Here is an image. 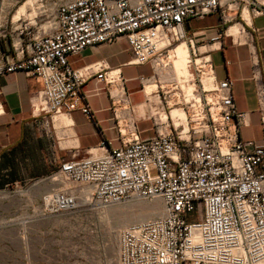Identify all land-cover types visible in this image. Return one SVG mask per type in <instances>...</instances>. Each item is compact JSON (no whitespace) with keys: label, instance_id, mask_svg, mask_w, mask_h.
Returning a JSON list of instances; mask_svg holds the SVG:
<instances>
[{"label":"built area","instance_id":"built-area-1","mask_svg":"<svg viewBox=\"0 0 264 264\" xmlns=\"http://www.w3.org/2000/svg\"><path fill=\"white\" fill-rule=\"evenodd\" d=\"M53 4L55 10L44 25L16 39L11 56L3 53L0 76L23 72L41 81L31 99L34 112L55 116L80 109L93 120L82 91L95 75L106 85L115 110L119 108L122 145L99 155L78 157L72 152L61 158L57 171L31 180L30 185L8 184L0 189V197L8 199L16 189L28 202L29 193L35 192L33 215L52 216L135 199L161 202V215L117 231L115 264H264V145L241 139L239 132L249 113L236 107L233 79L215 80L208 50L194 62L199 77L211 76L212 87L202 84L199 95H193L188 128L177 126L170 112L172 124L159 116L155 135L144 139L136 130L134 108L119 70L102 62L82 68L69 62L89 47L125 38L133 54L131 63L150 64L156 70L155 61L173 43L187 40L197 55L186 30L189 19L221 13L226 21V10H240L242 15L247 9L261 15L263 0H54ZM226 34L225 27H218L209 40H221ZM152 78L157 77L140 78L144 88ZM254 78L264 130V87L256 73ZM183 99L191 100L184 94ZM2 107L0 103V113ZM125 110L130 113L121 114ZM198 206L200 218L189 221ZM27 237L17 234L24 245Z\"/></svg>","mask_w":264,"mask_h":264},{"label":"crops","instance_id":"crops-1","mask_svg":"<svg viewBox=\"0 0 264 264\" xmlns=\"http://www.w3.org/2000/svg\"><path fill=\"white\" fill-rule=\"evenodd\" d=\"M225 16L226 21L221 13L202 19H189L186 28L188 33L194 32L206 38L204 41L207 43L203 46L209 47L215 80H234L236 107L249 113L247 124L239 132L241 139L264 145L254 78L256 73L264 87V13L252 15L246 9L240 15V10H226ZM222 26L227 29V34L221 40L210 42L213 30ZM132 59L127 40L121 38L113 43L89 47L71 56L69 62L74 68L102 62L110 69L119 70L128 101L134 108L132 117L136 130L144 139L155 135V122H149L145 116H135L136 109L143 114L149 101L153 104V110L161 112L162 120H167L169 115L165 113L162 92H156L160 98L158 95L150 97L140 80L141 77H157L158 68L155 70L150 64H132ZM41 87L40 80L27 77L23 72L0 76V103L3 106L0 113V189L14 182H26L50 173L56 163L60 165L62 150L67 151L69 156L77 152L78 157H83L99 155L122 145L117 126L119 108L115 110L106 85L98 82L95 75L87 81L82 91L83 103L89 105L93 120L80 109L55 116L34 112L31 99ZM159 104L162 106L159 107Z\"/></svg>","mask_w":264,"mask_h":264},{"label":"rangeland","instance_id":"rangeland-1","mask_svg":"<svg viewBox=\"0 0 264 264\" xmlns=\"http://www.w3.org/2000/svg\"><path fill=\"white\" fill-rule=\"evenodd\" d=\"M53 2L54 0H0V59L4 52L12 55L13 43L16 39L28 37L30 33H34L38 27L45 24L46 18L55 10ZM22 6H25L24 11L19 14ZM188 36L194 40L197 52L194 57L192 47L190 48L192 57L189 59L191 61L189 70L193 75L192 78L189 72L186 73V70L180 67L181 61L174 55V49L184 41L173 43L169 48L171 52L164 53L161 63L157 66L158 80L155 82L158 89L154 90L152 96L158 95L156 94L158 90L162 92L165 113L169 115L168 122L171 124V111L173 115L174 110H181V107H184L189 113L192 109L191 102L194 101L192 95H199L202 84L208 88L212 87L211 76L199 77L194 62V59L207 55L205 51L209 47L203 46L207 41L199 40L194 32L188 33ZM185 84L196 88L191 97L188 94L184 95L186 98H191V100L187 99L189 101L183 99L185 92L181 86ZM173 104L174 107L171 106ZM152 106L153 104L148 101L143 114L136 109L135 116H145L149 118V122H155L161 116V112L157 113ZM161 106L159 104V107ZM68 154L67 151L62 150L61 158ZM58 168L59 163H56L50 173L37 178L45 177ZM31 180L28 181L29 185L33 182ZM22 196L16 189H12L8 199L0 197V263L7 261L8 264H115L117 231L130 223L142 221L139 217L144 212L140 207L153 205L152 202L135 199L108 207L81 209L53 216L33 215L34 205L37 204L36 193H29L28 202L21 199ZM200 216L201 209L198 206L188 216V220L195 221ZM135 217L136 220L132 222L126 221L127 218ZM18 232L27 234V245L19 241Z\"/></svg>","mask_w":264,"mask_h":264},{"label":"bare ground","instance_id":"bare-ground-1","mask_svg":"<svg viewBox=\"0 0 264 264\" xmlns=\"http://www.w3.org/2000/svg\"><path fill=\"white\" fill-rule=\"evenodd\" d=\"M24 8H25V6H22L20 8L19 14L24 11ZM181 42H183V43H181ZM181 42H179L181 44L178 45L174 49V55H175V58H177L179 61H181L182 64L180 65V67L183 68L184 70H186V73L189 72L191 74V72L189 70L190 69V63H191V61L189 59H191V57H192V53H191V50H190L191 46L189 48L188 45H190V44L187 42V40H182ZM161 59H162V57H159L155 61V68H157V66H159V64L161 63ZM192 77H193V75L191 74V78ZM156 79L152 78V79H149L146 82V89L145 90H146V93L150 97H154V96H152L153 93H154V90L158 89V85L155 82L158 79L157 80ZM179 84H180V82H179ZM206 88H208V87L206 86ZM181 89L183 90V92H185V94L183 93L184 95L188 94V96L190 95V97L193 94V91L196 90V88L193 85H190V84H185V85L181 86ZM158 97L160 98L159 95H158ZM190 97H188V98H190ZM192 97H193V95H192ZM194 97L197 98V96H194ZM171 106L174 107L175 105L173 104ZM181 108H182L181 110H176V112H175L176 115H174V113L172 115V111H171V115H172V117L175 116V118H173V119L175 120V123H176L177 126L183 124L185 129H187L188 126H189V124H188V113H187V111H186V109L184 107H181ZM123 112L124 113H121V114L130 113V111H128V110H125ZM182 114H184V116ZM181 116H183V117H181ZM152 203H153V205L151 204V205H147V206H144V207H140V210L142 212H144V213L141 214L139 218H141L142 220L151 219V218H155V217H157V216H159V215H161L163 213L164 208L162 207L163 205L161 204V202H152ZM158 211H159V213H158ZM132 220H136V217L135 218H127L126 219L127 222H132Z\"/></svg>","mask_w":264,"mask_h":264}]
</instances>
